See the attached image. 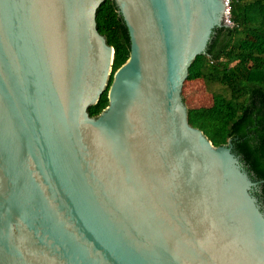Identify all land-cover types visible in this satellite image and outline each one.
Here are the masks:
<instances>
[{"label": "water", "instance_id": "95a60500", "mask_svg": "<svg viewBox=\"0 0 264 264\" xmlns=\"http://www.w3.org/2000/svg\"><path fill=\"white\" fill-rule=\"evenodd\" d=\"M0 0V264H264V206L231 140L188 122L182 87L224 0Z\"/></svg>", "mask_w": 264, "mask_h": 264}, {"label": "trees", "instance_id": "16d2710c", "mask_svg": "<svg viewBox=\"0 0 264 264\" xmlns=\"http://www.w3.org/2000/svg\"><path fill=\"white\" fill-rule=\"evenodd\" d=\"M230 25L213 29L206 53L189 67L188 80H202L212 102L188 107V122L214 146L231 140L254 180L264 179V0H229ZM96 24L114 49L108 86L98 102L88 108L97 116L108 105L114 72L128 59L130 37L113 0L97 9ZM257 194L264 206V182Z\"/></svg>", "mask_w": 264, "mask_h": 264}, {"label": "rangeland", "instance_id": "374dc122", "mask_svg": "<svg viewBox=\"0 0 264 264\" xmlns=\"http://www.w3.org/2000/svg\"><path fill=\"white\" fill-rule=\"evenodd\" d=\"M182 97L187 107L207 106L212 102L210 92L199 79L184 81Z\"/></svg>", "mask_w": 264, "mask_h": 264}, {"label": "built area", "instance_id": "2783aa9c", "mask_svg": "<svg viewBox=\"0 0 264 264\" xmlns=\"http://www.w3.org/2000/svg\"><path fill=\"white\" fill-rule=\"evenodd\" d=\"M224 1H225L226 6H227V10L229 11V0H224ZM229 23H230V21H229Z\"/></svg>", "mask_w": 264, "mask_h": 264}]
</instances>
